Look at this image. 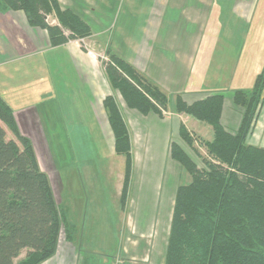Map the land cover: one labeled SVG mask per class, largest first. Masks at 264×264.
<instances>
[{
  "label": "trees",
  "instance_id": "trees-1",
  "mask_svg": "<svg viewBox=\"0 0 264 264\" xmlns=\"http://www.w3.org/2000/svg\"><path fill=\"white\" fill-rule=\"evenodd\" d=\"M9 11L23 12L31 27L44 29L52 47L92 33L81 17L62 9L57 0H0V13ZM48 16L56 24L49 23ZM105 54L106 60L99 58L101 66L125 106L141 115L162 116L159 107L167 110V96L122 58L110 51ZM224 97L223 91L190 103L175 97V112L210 126L212 137L198 141L206 149L201 168L180 145L170 146L171 159L191 180L176 189L163 264H264V148L245 142L263 105L264 68L250 91L232 94L233 105L241 109L235 133L221 124ZM102 104L113 152L124 158V206L132 172L129 131L116 97L108 95ZM5 128L13 138H7ZM180 138L194 147L184 125ZM62 232L68 243L75 242L77 227L69 221L68 208L56 202L31 140L21 133L13 108L0 96V264H42L56 253Z\"/></svg>",
  "mask_w": 264,
  "mask_h": 264
},
{
  "label": "crops",
  "instance_id": "crops-1",
  "mask_svg": "<svg viewBox=\"0 0 264 264\" xmlns=\"http://www.w3.org/2000/svg\"><path fill=\"white\" fill-rule=\"evenodd\" d=\"M57 2L62 9H69L81 17L90 26L91 36L84 39V46L71 40L52 47L47 32L31 27L23 12L0 13V96L13 108L16 123L24 136L26 132L38 131L43 117H46L45 122L50 125L64 124L63 113L67 114L70 103L63 97V90L71 87L69 84L74 80L81 88V92L78 90L74 92H84V97H89L88 102H92L88 105V102L82 101L83 104L91 111L97 108L96 112L107 121L102 101L108 95L115 97L117 95V92L111 89L97 57L98 53L104 52L102 38L106 39L104 36H107L109 51L130 64L169 99L167 110L162 116L154 112L141 115L135 110L128 109L118 93L117 98H120L124 105L122 108L124 111L120 110L129 131L132 153V172L127 198L122 206L123 172L117 206L120 213L121 211L125 213L124 210L127 208L128 212L129 200L132 199L130 185L134 167L145 162V157L149 154L147 150L161 144L163 152L165 148L168 155L170 145L178 143L181 139V125L188 129L186 123L190 124L192 121L193 128L202 126L189 116L177 114L174 100L178 95L185 100L187 94L192 93L189 87L193 74L202 82L201 77L206 70L214 68L210 63L217 56L214 47L210 46L212 43L217 45L221 42L222 48L225 45L226 49L232 47L234 54L228 56L223 65L227 67L225 69L233 72L230 75L231 79L236 76L240 62L237 54L242 49L238 43L241 37L244 40L243 36L250 34L259 0H57ZM262 10L264 12V8ZM51 20L56 22L52 16ZM215 22L217 29L208 28L215 25ZM251 40V43L259 42L257 38L255 41L254 38ZM221 51L224 52V49ZM50 56L52 58L57 56L54 63L60 64L61 67L64 65V56L68 60L67 63L73 66L72 77L70 78L68 72L69 78L61 77V82L59 78L57 82L51 78H40V72L45 76L44 68ZM18 65L22 68L18 69ZM219 67L221 69L220 65ZM22 69L25 74L19 72ZM195 69H199L201 74H196ZM34 75L36 78L32 79ZM214 84L215 88L208 91H224L216 88L220 84ZM204 96L197 94L192 97L196 99L191 100L202 99ZM53 101H56L57 105H47ZM239 113L229 125L233 126L230 130H235V126L240 125L241 111ZM77 115L83 116L78 111L76 114L70 113V116ZM56 117L58 119L52 124L51 118ZM149 119L151 120L147 122ZM222 120L221 117V124L224 123L222 126L229 130V127L226 128L227 123ZM92 123L91 120L88 125L91 126ZM84 124H87L86 120L83 121ZM5 130L8 135V130L6 128ZM168 159L171 160L170 157ZM133 201L134 198L130 202ZM56 202L68 208L69 217V207L65 201L61 199ZM72 212L73 207L70 208V213ZM124 221L123 215L120 227ZM66 243L68 242L62 232L57 250L67 245ZM68 252L69 249L65 248V252L62 251L60 254L64 257ZM50 259L42 264L48 263Z\"/></svg>",
  "mask_w": 264,
  "mask_h": 264
},
{
  "label": "rangeland",
  "instance_id": "rangeland-1",
  "mask_svg": "<svg viewBox=\"0 0 264 264\" xmlns=\"http://www.w3.org/2000/svg\"><path fill=\"white\" fill-rule=\"evenodd\" d=\"M263 8L264 0H259L250 34L243 36L244 40L241 37L238 43L242 49L237 54L240 57L239 69L233 79L230 78L233 72L225 69L227 67H224L223 63L228 56H233L234 52L232 47L226 49L223 45L222 48L221 42L210 45L214 47L217 57L214 58L215 63L214 61L210 63L214 68L206 70L202 75L203 81L200 82V78H197L195 74L190 78L189 90L192 93L187 94L185 101L192 102L196 99L192 97L197 94L207 95L212 92L208 90L215 88L214 83L220 84L216 88L225 92L221 117L222 121L227 123L228 126H225L229 127L230 133H235L239 127L238 125L235 126V130H230L233 126L229 125L241 110L233 105V92L250 91L257 75L264 68ZM47 20L49 23L56 24L51 22V16H48ZM214 24L208 28L217 29V22ZM63 32L65 35L69 34L68 31ZM104 37L107 39V36ZM251 38H254V41L257 38L259 42L251 43ZM106 39L102 38L105 45V49L102 50L104 52L97 54L98 59L101 60H106L105 52H109ZM75 41L77 44L85 45L84 39ZM222 49L224 52L221 51ZM57 56L54 58L50 56V59L46 61V68L43 67L45 76L40 72V78H51L54 82H57L59 78L61 82V77L69 78L68 72L70 78L72 77L73 66L67 63L68 60L64 56L62 67L60 64H55ZM17 67L22 68L21 65ZM199 71L195 69L196 74H201ZM19 72L24 73L23 69ZM35 78L34 75L32 79ZM69 85L71 87L63 90V97L70 103L67 114L63 113L64 124L54 125L53 123L58 119L56 117L51 118L50 122L53 125H50L45 122L46 117H43L38 131L25 134L31 140L40 169L48 175L54 197L57 201L61 199L65 201L69 207V220L77 227L75 242L71 245L66 243L67 245L60 247L46 264H85V261L86 264H120L123 261L163 264L176 187L190 183V175L177 162L168 159L171 158L170 148L167 155V150L164 148L163 152L161 144H156L147 150L149 160L145 157L144 163L134 167L130 185L132 199L129 200L128 212L126 208L125 213L122 211L120 213L117 206L124 172V159L113 152V135L107 121L96 112L97 108L91 111L83 104L89 101V97L85 98L84 92L79 93L81 88L76 80L71 81ZM75 90L79 92L76 93ZM117 97L118 93L116 101L119 100L118 106L122 110L123 102ZM90 103L92 102H88V105ZM47 105L54 106L57 102L53 101ZM234 108H237L239 112L237 113ZM77 111L83 116H70V113L76 114ZM84 120L87 124L83 125ZM91 120L93 123L89 126L88 123ZM191 123L192 121L190 124L186 123V126L195 141L194 147H189L182 139L176 144L180 145L201 168L204 165L202 160L206 158V149L198 141L211 139L209 134L212 135V133L207 132L212 131L205 123L200 122L204 127L197 128H193ZM7 132V138H13L10 132ZM198 138L200 140H197ZM245 142L264 148V99L255 127ZM173 170H175L174 173ZM133 198L132 203L130 201ZM71 207L74 211L72 213H70ZM122 214L125 221L124 226L120 227ZM65 248H68L69 252L63 257L60 253L65 252ZM24 255L25 251L21 253L19 259H22Z\"/></svg>",
  "mask_w": 264,
  "mask_h": 264
},
{
  "label": "built area",
  "instance_id": "built-area-1",
  "mask_svg": "<svg viewBox=\"0 0 264 264\" xmlns=\"http://www.w3.org/2000/svg\"><path fill=\"white\" fill-rule=\"evenodd\" d=\"M155 105L157 106V104H155ZM159 109L161 110L162 113H164V111H165L164 109H161L160 107H159Z\"/></svg>",
  "mask_w": 264,
  "mask_h": 264
}]
</instances>
